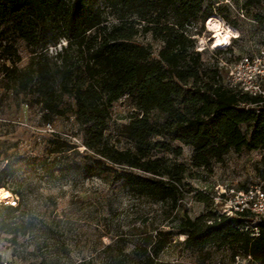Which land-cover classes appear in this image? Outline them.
Segmentation results:
<instances>
[{
  "label": "trees",
  "instance_id": "16d2710c",
  "mask_svg": "<svg viewBox=\"0 0 264 264\" xmlns=\"http://www.w3.org/2000/svg\"><path fill=\"white\" fill-rule=\"evenodd\" d=\"M87 1L0 0V13L16 19L26 41L35 46L67 42L58 55L60 64L43 59L41 51L35 52L27 69H20L17 56L2 66L6 79L20 92L34 86L49 114H65L64 95L74 100V108L68 107L82 127L89 158L76 163L74 170L86 177L99 170L110 183H122L123 188L173 209L192 192L211 207L212 195L194 190L187 178L207 182L215 165L224 164L235 148L241 126L250 131L248 150H264V103L219 84L217 68H203L188 32L196 25L203 29L210 17L205 0H105L107 13ZM254 1L259 2L248 0ZM150 33L162 42L157 53L151 44L136 41ZM126 96L135 112L120 130L130 146L120 149L106 140L105 131L113 105ZM175 142L192 148L189 164L159 156H183V148ZM20 207L9 205L0 215ZM178 229L191 249L229 245L234 258L264 264V221L254 235L243 219L222 216L212 208L195 220L185 214ZM174 235L173 231L144 234L135 244L137 264H160L159 257ZM131 260L130 254L120 251L108 264ZM0 264H4L1 254Z\"/></svg>",
  "mask_w": 264,
  "mask_h": 264
},
{
  "label": "rangeland",
  "instance_id": "374dc122",
  "mask_svg": "<svg viewBox=\"0 0 264 264\" xmlns=\"http://www.w3.org/2000/svg\"><path fill=\"white\" fill-rule=\"evenodd\" d=\"M91 2L105 8V0ZM204 7L211 12L204 28L196 25L188 32L195 41L193 50L201 54L203 68H217L218 83L230 88L231 75L244 58L254 64L242 68V77L264 70V0L252 3L205 0ZM211 18L220 22L222 30H231V36H235L229 48L222 51L213 48L215 34L208 29ZM136 41L151 44L156 53L162 46L153 33ZM66 47L64 39L47 46L33 45L22 37L11 14L0 13V191L11 194L6 200L0 196V211L21 204L15 213L0 215V254L4 264H108L111 256L120 251L131 255L130 264H137L135 244L144 234L158 231L175 234L160 255V264H258L241 256L234 258L235 250L229 245L202 251L187 246V236L179 233L180 218L186 214L195 220L216 207L214 203L209 207L199 202L194 192L185 194L173 209L169 204L153 203L123 188L122 183H110L99 170L86 177L73 169L76 163L89 161L82 127L68 107L74 106V100L64 95L65 114H49L34 92L35 87L20 92L8 82L2 67L19 56L17 66L27 69L35 52L41 51L45 53L43 59L60 64L58 55ZM73 61H77L76 57ZM134 112L127 96L113 105L105 131L110 144L120 149L130 146L120 130L130 122ZM249 139L250 131L241 126L235 148L224 164L215 165L213 176L207 182L189 178L187 182L194 190L212 195L219 184L238 186L263 177L264 150H254L263 157L261 163L254 164V151L247 148ZM173 144L183 148V156L176 158L169 153L159 156L189 164L192 148Z\"/></svg>",
  "mask_w": 264,
  "mask_h": 264
},
{
  "label": "built area",
  "instance_id": "2783aa9c",
  "mask_svg": "<svg viewBox=\"0 0 264 264\" xmlns=\"http://www.w3.org/2000/svg\"><path fill=\"white\" fill-rule=\"evenodd\" d=\"M259 63H261L259 61ZM254 64L249 58H244L236 72L231 75L232 87L253 97H258L264 103V70L258 75L242 77V68ZM260 152L254 151L253 163H261ZM204 191V190H203ZM215 211L228 218L244 220L246 230L253 228L258 235V224L264 221V176L244 185L229 186L219 184L212 194ZM0 200V204H1ZM16 204V202H15Z\"/></svg>",
  "mask_w": 264,
  "mask_h": 264
},
{
  "label": "bare ground",
  "instance_id": "6f19581e",
  "mask_svg": "<svg viewBox=\"0 0 264 264\" xmlns=\"http://www.w3.org/2000/svg\"><path fill=\"white\" fill-rule=\"evenodd\" d=\"M208 29L210 31H213L215 34L212 38V41L214 42V47H213L214 49L217 50V49L229 48L231 44V40L235 37V36H231V30L230 31L222 30L220 26V22L215 20L214 18H211L209 20ZM0 196H2L4 200H6L11 197V194L8 191H4V192L0 191Z\"/></svg>",
  "mask_w": 264,
  "mask_h": 264
},
{
  "label": "snow or ice",
  "instance_id": "6c2138e0",
  "mask_svg": "<svg viewBox=\"0 0 264 264\" xmlns=\"http://www.w3.org/2000/svg\"><path fill=\"white\" fill-rule=\"evenodd\" d=\"M219 34V33H218ZM225 42H227V41H225Z\"/></svg>",
  "mask_w": 264,
  "mask_h": 264
}]
</instances>
